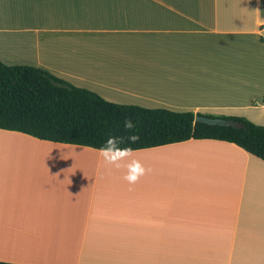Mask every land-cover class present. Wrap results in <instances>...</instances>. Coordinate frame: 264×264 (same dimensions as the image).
Returning <instances> with one entry per match:
<instances>
[{"label":"crops","instance_id":"1","mask_svg":"<svg viewBox=\"0 0 264 264\" xmlns=\"http://www.w3.org/2000/svg\"><path fill=\"white\" fill-rule=\"evenodd\" d=\"M263 24L264 0H0V61L264 126ZM135 158L129 184L95 149L0 130V262L264 264V161L209 139Z\"/></svg>","mask_w":264,"mask_h":264},{"label":"trees","instance_id":"2","mask_svg":"<svg viewBox=\"0 0 264 264\" xmlns=\"http://www.w3.org/2000/svg\"><path fill=\"white\" fill-rule=\"evenodd\" d=\"M195 116L233 120L241 127L195 122ZM126 118L136 125L140 140L135 144L126 140ZM0 130L92 149L99 148L109 135L123 136L122 146L134 151L209 139L234 144L264 161V126L245 118L115 104L44 69L1 61Z\"/></svg>","mask_w":264,"mask_h":264},{"label":"clouds","instance_id":"3","mask_svg":"<svg viewBox=\"0 0 264 264\" xmlns=\"http://www.w3.org/2000/svg\"><path fill=\"white\" fill-rule=\"evenodd\" d=\"M123 128L128 133L126 140L129 145L140 140L136 133V125L131 118H126ZM125 137L109 135L105 142L95 151L98 153L104 165L112 166L116 169H126L123 179L129 184L136 183L146 172L141 162L135 158V151L130 147H124Z\"/></svg>","mask_w":264,"mask_h":264},{"label":"water","instance_id":"4","mask_svg":"<svg viewBox=\"0 0 264 264\" xmlns=\"http://www.w3.org/2000/svg\"><path fill=\"white\" fill-rule=\"evenodd\" d=\"M194 121L209 124V125L231 126L234 128H240L241 127V124H239L236 121L225 120V119H221L219 117L210 118V117H206V116H195Z\"/></svg>","mask_w":264,"mask_h":264},{"label":"rangeland","instance_id":"5","mask_svg":"<svg viewBox=\"0 0 264 264\" xmlns=\"http://www.w3.org/2000/svg\"><path fill=\"white\" fill-rule=\"evenodd\" d=\"M79 156H67V160H82L81 158H77ZM57 159V158H56ZM62 162H66V160L60 159Z\"/></svg>","mask_w":264,"mask_h":264},{"label":"built area","instance_id":"6","mask_svg":"<svg viewBox=\"0 0 264 264\" xmlns=\"http://www.w3.org/2000/svg\"><path fill=\"white\" fill-rule=\"evenodd\" d=\"M261 31L264 33V24L262 25ZM263 109H264V104H263Z\"/></svg>","mask_w":264,"mask_h":264}]
</instances>
